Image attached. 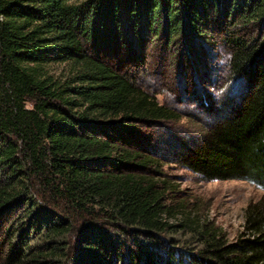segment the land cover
Instances as JSON below:
<instances>
[{
  "label": "trees",
  "instance_id": "1",
  "mask_svg": "<svg viewBox=\"0 0 264 264\" xmlns=\"http://www.w3.org/2000/svg\"><path fill=\"white\" fill-rule=\"evenodd\" d=\"M137 16L147 29L164 19L173 40L183 26L185 36L211 44L206 22L219 18L226 31L232 51L224 61L249 90L206 130L202 146L186 147L184 164L206 181L248 180L263 191L244 209L234 244L166 205L158 159L133 143L139 124L178 114L85 50L93 25L102 40L109 24L115 36L121 25L137 28ZM237 24L263 34L231 36ZM58 62L72 65L67 80L46 76L43 66ZM6 213L20 217L0 264H264V0H0V217ZM178 215V224L168 222ZM179 231L198 246L183 258L161 237Z\"/></svg>",
  "mask_w": 264,
  "mask_h": 264
},
{
  "label": "rangeland",
  "instance_id": "2",
  "mask_svg": "<svg viewBox=\"0 0 264 264\" xmlns=\"http://www.w3.org/2000/svg\"><path fill=\"white\" fill-rule=\"evenodd\" d=\"M96 19L94 17L92 21L96 22ZM134 19L138 27L121 25L117 36L109 24L102 40L95 32L96 24L93 25L91 31L94 34L85 44V50L135 81L155 96L159 104L178 114L176 120L139 124L135 128L138 140L133 143L144 142L142 147H147L149 152L152 150V156L158 159V177L165 182H159L157 187L164 188L165 204L174 207L182 216L199 222V226L215 229L227 244H234L243 231L244 209L249 203L259 200L263 191L248 180L206 181L185 168L184 164L188 151L203 145L206 130L234 113L249 90L245 86L246 81L232 73L224 61L232 51L226 40V31L219 28V18L206 22V31L214 38L210 40L211 44L194 34L185 36L183 26L173 40L168 37L164 19L158 21V27L151 24L148 29L144 16ZM238 25L234 28L238 34L231 36L242 35L251 39L257 33L263 34L262 26L251 24L240 29ZM186 43H190L197 53L189 52ZM71 66L58 62L43 68L46 76L64 81L73 73ZM18 215L6 213L0 217V262L11 249L7 230L18 220ZM180 218L178 215L168 222L178 224ZM161 237L170 240L172 248L177 251L175 254L182 255L180 258L185 257L182 251L190 253L198 247L191 244L192 237L188 231ZM187 241H190L189 245ZM12 243L17 245L16 241Z\"/></svg>",
  "mask_w": 264,
  "mask_h": 264
}]
</instances>
